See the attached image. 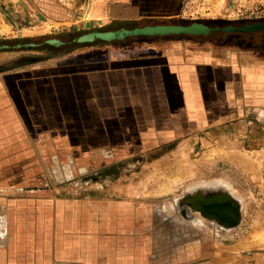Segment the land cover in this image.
Here are the masks:
<instances>
[{
	"label": "rangeland",
	"instance_id": "1",
	"mask_svg": "<svg viewBox=\"0 0 264 264\" xmlns=\"http://www.w3.org/2000/svg\"><path fill=\"white\" fill-rule=\"evenodd\" d=\"M260 22L264 23V0H0V62H12L8 65L12 67L27 59L48 58L47 51L29 50L44 47L51 53L67 52L71 58L95 52L99 63L101 57L111 60L118 53L139 51L169 53L174 60H224L245 51L264 56L262 48H243L233 41L220 43L240 36L244 41L240 43L247 44V36L264 38V30L252 35L212 31L111 42L71 41L91 32L145 26L201 24L221 29ZM49 40L60 45L54 47ZM67 61L71 70L84 68L83 60ZM38 66L42 63L8 72L36 74ZM99 66L91 67L92 107L85 109L86 86L76 79L73 88L61 85V98L54 107L46 101L26 114L32 123L40 121L39 126L30 128L32 140L48 128H54L49 129V136H67L61 143H47L38 152L37 163L44 170L38 179L44 185L78 198L119 196L135 201L134 208L130 204L126 210L131 218L125 231L108 242L116 249V262L93 264H264V124L253 120L245 127L242 120L238 128L212 134L207 129L187 128L199 125L200 116L186 112L181 120L175 111L180 106L176 95L150 98L156 104L145 103L148 98L142 97L134 120L133 114L118 113L114 104L110 106ZM29 83L35 88L34 81ZM200 88L199 84L196 91L206 95L199 100L186 97V109L192 111L202 104L206 111L226 116L230 108L225 100L212 97L213 90ZM125 101L132 107V100L126 97ZM166 116L171 119L169 126L185 128L182 135L162 143L154 136L166 129ZM199 192L230 203L237 209L238 222L234 226L219 223L213 215L215 203L202 204V212L195 204L203 196Z\"/></svg>",
	"mask_w": 264,
	"mask_h": 264
},
{
	"label": "crops",
	"instance_id": "2",
	"mask_svg": "<svg viewBox=\"0 0 264 264\" xmlns=\"http://www.w3.org/2000/svg\"><path fill=\"white\" fill-rule=\"evenodd\" d=\"M85 52L84 56L75 58L67 53L53 58H38L36 60L40 61L35 63H42V66H38V72L31 75L8 72L14 68H4H10L8 65L12 62H5V65L0 62V264L116 262L118 254L108 242H114L119 233L125 231V224L130 223L131 218L126 210L130 204L134 208L135 201L128 199V203L119 196L78 198L44 185L38 179L43 177V169L37 163L40 158L38 152L41 147L44 150L47 143H61L67 136H49V129L54 128H48L47 132H39L32 140L30 128L39 126L40 121L32 123L26 116L27 112L37 110L39 105L44 106L46 101L54 107L56 100L61 98V85L72 87L76 79L84 81L86 86L85 109L89 105L92 107V66L100 65L97 70L101 73L102 89L110 106L114 104L118 113L133 114V119L142 97L148 98L145 103L156 104L158 102L150 98L176 95L180 106L175 111L181 120L186 112L200 116L199 125H186L187 128L207 129L212 134L226 128H238L237 123L242 120L245 127L253 124V120L264 124V56L255 52L232 53L223 57L224 60H205L204 57L174 60L169 53L139 51L126 55L122 52L116 59L101 57V63L96 61L95 52L90 56ZM67 60H83L80 64L84 68L80 72V69L71 70V63ZM29 64H25L26 67ZM28 81H34L35 88ZM199 84L200 89L213 90L212 97L225 100L230 108L227 118L220 111H206L202 104L192 111L186 109V97L199 100L201 95H206L196 91ZM126 97L132 100V107L126 105ZM169 121L171 119L166 116V129L154 136L162 143L182 135L185 128L169 126ZM57 127L60 128L61 124ZM199 194L203 196L195 202H222L202 192Z\"/></svg>",
	"mask_w": 264,
	"mask_h": 264
},
{
	"label": "water",
	"instance_id": "3",
	"mask_svg": "<svg viewBox=\"0 0 264 264\" xmlns=\"http://www.w3.org/2000/svg\"><path fill=\"white\" fill-rule=\"evenodd\" d=\"M217 31L222 33L227 32H238L243 34H248L256 32L259 30H264V23H253L244 25L239 28L234 27H225V28H213L209 29L201 24H191L189 26L183 27L178 25H156V26H145L142 28H134L132 30H119L116 32H91L88 34L81 35L74 40H71L75 43H90L93 40H100L102 42H111V41H120L124 38L138 37V36H166V35H179V34H207L209 31ZM48 44L53 46L60 45V42L57 40H49ZM223 212L222 218L229 223V226H234L238 222L237 209L236 210H226ZM229 211V212H228ZM228 219V220H227Z\"/></svg>",
	"mask_w": 264,
	"mask_h": 264
},
{
	"label": "bare ground",
	"instance_id": "4",
	"mask_svg": "<svg viewBox=\"0 0 264 264\" xmlns=\"http://www.w3.org/2000/svg\"><path fill=\"white\" fill-rule=\"evenodd\" d=\"M195 204H198V208H200L201 209V211H202V204H205V203H203V202H196ZM215 204H217V205H215L214 207L217 209L216 211H214V214L212 213V212H209V211H207V210H205L208 214H213L214 216H215V218H216V220H218V222L219 223H221V224H227L228 222L227 221H225L223 218H222V216H223V212H227L226 211V209L227 208H229L228 210H236L230 203H228V202H221L220 204H218V202H215ZM214 205V204H213ZM220 206H222V207H220ZM214 207H212V208H214ZM226 208V209H225ZM203 212V211H202ZM229 212V211H228ZM228 225H229V223H228Z\"/></svg>",
	"mask_w": 264,
	"mask_h": 264
},
{
	"label": "flooded vegetation",
	"instance_id": "5",
	"mask_svg": "<svg viewBox=\"0 0 264 264\" xmlns=\"http://www.w3.org/2000/svg\"><path fill=\"white\" fill-rule=\"evenodd\" d=\"M204 26V25H203ZM205 27H207V26H205ZM207 28H209V27H207ZM209 29H213V28H209ZM213 31V30H212ZM211 30L209 31V32H212ZM213 32H217V31H213ZM234 32V31H233ZM220 34H224V33H222V32H219ZM250 35H252V33H249ZM228 41L229 42H227V43H232V41L234 42H237V43H240V42H242L243 40L240 38V36H235V39H233V38H230V39H228ZM243 43H244V41H243ZM246 43L248 44V48H262L263 50H264V38H260V37H258V38H254V36H251V38L249 37V36H247V38H246ZM55 47V46H54ZM218 204H220V202L218 201ZM226 209V208H225ZM229 208H227V210H228Z\"/></svg>",
	"mask_w": 264,
	"mask_h": 264
},
{
	"label": "trees",
	"instance_id": "6",
	"mask_svg": "<svg viewBox=\"0 0 264 264\" xmlns=\"http://www.w3.org/2000/svg\"><path fill=\"white\" fill-rule=\"evenodd\" d=\"M17 42L18 41H20V40H16ZM226 41L227 42H229L228 40H224V41H221L220 43L222 44V43H226ZM233 43H235L237 46H239V47H243V48H248L249 46H248V44H242V43H237V42H233ZM226 44H229V43H226ZM7 49H9V48H7ZM29 50H35V51H47V52H49V54H48V58L49 57H53V56H58V55H62V54H65V53H67V52H63V53H60V54H56V53H51V50L49 51L46 47H44V48H30ZM53 51V50H52ZM33 60H25V62H22V63H20V64H17V65H15V66H12V67H10V68H4V67H2V68H4V69H11V68H15V67H19V66H21V65H25V64H29V63H35V62H37V61H40L41 59H43V58H39L40 60H36V59H38V58H32ZM35 59V60H34ZM45 59V58H44ZM14 63H16V61H14Z\"/></svg>",
	"mask_w": 264,
	"mask_h": 264
}]
</instances>
